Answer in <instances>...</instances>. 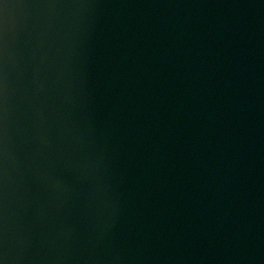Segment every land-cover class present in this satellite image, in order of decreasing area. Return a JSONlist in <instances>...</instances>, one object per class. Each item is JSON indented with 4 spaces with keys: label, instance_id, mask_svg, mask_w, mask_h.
I'll return each mask as SVG.
<instances>
[{
    "label": "water",
    "instance_id": "obj_1",
    "mask_svg": "<svg viewBox=\"0 0 264 264\" xmlns=\"http://www.w3.org/2000/svg\"><path fill=\"white\" fill-rule=\"evenodd\" d=\"M0 264H264V0H0Z\"/></svg>",
    "mask_w": 264,
    "mask_h": 264
}]
</instances>
